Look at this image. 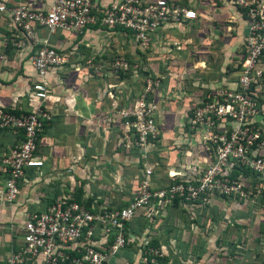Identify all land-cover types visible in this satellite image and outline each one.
Here are the masks:
<instances>
[{"label":"built area","instance_id":"2783aa9c","mask_svg":"<svg viewBox=\"0 0 264 264\" xmlns=\"http://www.w3.org/2000/svg\"><path fill=\"white\" fill-rule=\"evenodd\" d=\"M231 4L246 25L235 89L207 92L187 109L177 131L169 132L168 121L158 122V106L150 96L159 81L140 78L133 99L115 109L120 126L115 148L135 154L130 173L120 181L93 185L96 190L86 193L80 180V201L71 192L44 200L41 209L22 210L17 243L3 264H194L208 242L194 245L201 226L193 223L211 200L236 194L246 178L255 187L262 183L258 192L264 196V0ZM0 15L9 26V46L27 49L34 72L28 94L35 101L32 109L0 106V133L19 137L0 158L5 174L0 193L9 207L18 198L26 171L43 165L37 142L51 121L43 106L48 73L68 62L66 53L48 43L49 35L63 31L80 36L87 28L117 31L144 51L161 28L196 19L194 11L172 0H3ZM38 30L46 36L39 37ZM105 71L126 73L128 63L116 55ZM167 138L178 140L171 145L168 168L160 155ZM174 218L184 220L186 232L175 233L183 223ZM209 262L208 257L204 264Z\"/></svg>","mask_w":264,"mask_h":264},{"label":"crops","instance_id":"0c3cea01","mask_svg":"<svg viewBox=\"0 0 264 264\" xmlns=\"http://www.w3.org/2000/svg\"><path fill=\"white\" fill-rule=\"evenodd\" d=\"M172 1L181 6L180 0ZM182 7L194 11L196 19L161 28L144 51L133 44L128 34L117 31L87 28L80 36L70 33L64 36L63 31L49 35L48 43L66 53L68 62L48 73L49 94L43 106L51 114V121L37 142L42 167L26 171L14 205L6 206L0 193V264L17 243L22 210L41 209L44 200L74 192L80 180L85 183L86 193L96 190L93 185L111 183L113 179L120 181L130 173L135 154L127 155L115 148L120 128L115 109L133 99L140 86V75L159 81L150 96L158 106V122L168 121L169 132L177 131L187 109L207 92L215 88L235 89L246 34L241 11L232 6L231 0H185ZM8 27L6 18L0 15V55L3 56L0 106L28 111L35 105L28 96L34 72L26 60L27 49L19 51L9 46ZM37 34L41 38L46 36L43 30ZM116 55L127 61L129 57L138 59L144 67H128L120 76L109 75L104 65ZM262 61L264 76V56ZM92 67L98 68L97 73H93ZM262 94L264 97V77ZM18 139V133H0V158ZM172 143L178 144V140L165 139L162 142L165 149L160 151L161 162H167V168L173 159ZM4 175L0 164V187ZM184 225L175 229L177 235L185 231ZM262 228L249 226L244 230L250 251L240 258L239 264H264ZM238 230L241 231L234 228V232ZM249 231L263 234L256 236L259 240L256 242ZM197 232L205 233V229L201 226ZM184 236L192 239L190 235ZM195 240L202 244L205 241L203 237Z\"/></svg>","mask_w":264,"mask_h":264},{"label":"rangeland","instance_id":"374dc122","mask_svg":"<svg viewBox=\"0 0 264 264\" xmlns=\"http://www.w3.org/2000/svg\"><path fill=\"white\" fill-rule=\"evenodd\" d=\"M180 1V5L185 6V0ZM61 34L69 35V33ZM60 39H62V36ZM139 58L141 59L140 56ZM137 60L129 57L128 61H126L129 67H144V64H139ZM104 66L108 67V64ZM248 180L246 178L245 181H241V186L236 194H227L220 200H211L210 205L197 215V222L193 223L192 221L193 224H199L205 229V233L197 232L196 235L198 234L197 236L200 239L203 237L208 242L206 247H204L205 249L202 248L204 252H199V258L194 264H204L208 257L210 259L208 264H239L240 258L247 255V251H250V248L246 247L247 237L244 230H248L249 226H255V229L257 226L259 228L264 226V196L261 195L263 191L258 192L259 189L261 190L262 183H258L257 187H255L252 182H247ZM168 222L167 217L164 223L167 224ZM175 222L181 224L184 223V220L180 219ZM224 225L226 226L225 228ZM235 227L241 229V231L234 232ZM228 228L230 229L229 231ZM241 234H244V236ZM259 234L263 233L261 231H252L250 235L248 233L250 237L254 235L256 242L259 241L256 238ZM209 237L210 240H208ZM197 241L199 240H195L194 245L202 247V243L199 242L197 244ZM238 253L241 254L240 257Z\"/></svg>","mask_w":264,"mask_h":264},{"label":"trees","instance_id":"16d2710c","mask_svg":"<svg viewBox=\"0 0 264 264\" xmlns=\"http://www.w3.org/2000/svg\"><path fill=\"white\" fill-rule=\"evenodd\" d=\"M129 67V66H128ZM238 67H239V64H238ZM121 74H123V73H121ZM142 74V73H141ZM117 76H120V74L119 75H117ZM146 76V74L144 75H140L139 77L140 78H143V77H145ZM247 173V171H245V174ZM78 184V185H77ZM76 184V186H75V189H74V195H73V197H74V200L75 201H80V198H81V188H80V186L82 185V183L81 182H78Z\"/></svg>","mask_w":264,"mask_h":264}]
</instances>
